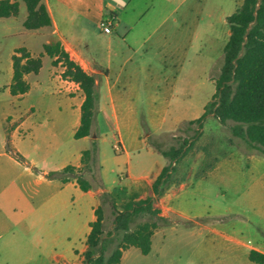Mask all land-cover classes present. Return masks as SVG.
Wrapping results in <instances>:
<instances>
[{"label": "crops", "instance_id": "0c3cea01", "mask_svg": "<svg viewBox=\"0 0 264 264\" xmlns=\"http://www.w3.org/2000/svg\"><path fill=\"white\" fill-rule=\"evenodd\" d=\"M19 1L18 16L0 20L18 23V33L23 36L22 43L14 48L13 54L23 47L32 57H41L42 67L37 74L25 76L30 85L28 93L10 94L21 105L6 111L3 118L6 128L0 145V158L7 157L8 161H0V217H6L7 221L0 220V228L9 233L11 228L24 223L34 234L28 238L30 252L17 255L14 264H83L90 224L96 220L95 210L100 206L103 194L109 193L116 199L120 197L115 202L117 206L126 202L128 195H138L139 198L152 196V184L169 162L158 159L153 164L146 162L144 174L138 177H130L134 168L129 166V172L120 179L118 187L110 190L104 184L107 178V147L114 146V138L118 135L120 150L127 152L128 144L122 131L134 136L141 128L136 111L125 95L127 90L131 92L130 83L139 72L133 56L144 46H150L163 69L172 66L181 54L187 57L196 38V21L188 37L185 34L181 36L178 28H164V25L169 14H178L180 10L188 16L192 14L196 20L197 13L202 11V1L41 0L52 25L37 30H28L23 26L27 10L23 14L24 3ZM163 1L168 6H175L168 14ZM242 1H236L235 10ZM147 4L153 9V14L144 23L146 14L142 13ZM121 8L123 12H120ZM110 14L115 16V25L107 34L99 24L103 16ZM51 43H59L72 61L95 76L98 102L90 136L74 137L80 126L84 94L81 89L69 93L56 77L55 74L63 71V67L59 65L57 56L50 57L44 52V45ZM46 63H49V68L44 73ZM32 75L35 77L34 84L30 81ZM158 77L165 78L164 71ZM121 82L125 84L120 87ZM177 82L174 81L173 88H176ZM33 90L35 96L28 103L27 97ZM107 127L116 134L110 141L100 139ZM94 139L99 147L102 187L84 192L74 178L62 183L48 177L50 172L62 170L68 165L80 167L82 153L91 147ZM129 145L133 147L132 142ZM8 146L22 160H16L7 151ZM20 161L24 162V169L15 172L14 168L20 165ZM196 175V172L193 173L190 180L184 175L185 180L180 185L171 184L155 201L154 206L165 220L160 221L154 231L150 253L144 255L139 249L131 247L123 252L120 264H180L181 250L185 247L188 250L185 264H259L251 261L249 255L251 251L264 255V227L251 232L237 223L229 224L225 219L228 210L212 206L210 197L199 186V180L205 177L197 178ZM21 179L27 182L22 188L15 187ZM70 193L76 195L79 201L71 212L70 220L60 217L61 220L56 223L46 219L37 222L34 217L36 199L40 200L42 207L55 213ZM105 222L106 218L103 229ZM104 232L109 233L105 229Z\"/></svg>", "mask_w": 264, "mask_h": 264}, {"label": "rangeland", "instance_id": "374dc122", "mask_svg": "<svg viewBox=\"0 0 264 264\" xmlns=\"http://www.w3.org/2000/svg\"><path fill=\"white\" fill-rule=\"evenodd\" d=\"M201 1L202 11L197 13L196 20L192 14L188 16L180 10L178 14H169L164 25V28L169 26L178 28L181 36L185 34L188 37L189 33L192 34L196 21L197 34L187 57L181 54L179 60L172 66L163 69L157 63L155 52L150 46H144L142 51L133 56L134 64L139 66V72L130 83L131 92L127 90L125 95L136 111L141 128L134 136L125 130L122 131V136L128 144L127 152L120 149L115 151L113 146L107 147V178L104 184L110 190L118 187L120 179L129 172V166L134 168L130 172V177H138L144 174L146 162L153 164L157 159L169 161L155 147L169 150L171 147H179L184 139H193L195 146L176 162L175 167L179 172L177 176L183 174L187 175L188 180L193 179V173H201V165L205 160L204 153L199 151L197 146L212 144L211 154L219 160V164L211 172L206 173L205 178L199 180V186L208 194L213 207L228 210L229 214L225 219L229 224L237 223L252 232L258 227H264V152L249 145L244 139L234 137L230 129L233 123L221 125L211 113L204 119L203 128L197 138H195L197 125L189 123L202 116L205 106L212 100L216 91L215 81L220 74L223 48L230 33L226 18L235 11L237 0H211L210 3ZM163 2L166 6L165 13L168 14L175 6L173 4L168 6L166 1ZM147 5L142 13L146 14L143 18L144 23L153 14L150 4ZM120 12H123L122 8ZM25 13L24 5L23 14ZM18 31V23L0 20V145L5 136L6 125L3 118L6 111L21 105L8 90L12 78L13 50L23 39ZM48 68L49 63H46L43 72L47 73ZM162 71L165 75L163 79L158 77ZM157 78H160V82ZM175 80L178 82L176 88H173ZM30 81L35 83L33 75ZM124 84L125 82H121L119 85L121 87ZM34 96L33 90L27 97V102L29 103ZM114 135L116 134H113V130L107 127L100 139L110 141ZM131 142L133 147L129 145ZM2 160L5 163L8 161L7 157L0 158V161ZM24 166V162L20 161V165L14 168L15 172L23 171ZM40 166L43 164L40 163ZM90 167L91 171H84L83 177L94 187L100 185L102 187L99 161H92ZM26 182V179H21L15 187L22 188ZM118 199L112 195L101 197L100 205L106 218L104 226L106 232L113 230L112 202ZM35 202L34 217L37 222L46 219L54 223L59 222L60 217L70 220L71 212L79 204L77 196L71 193L55 213L42 207L39 199ZM124 203L120 202L118 208ZM2 219L7 221L6 217H0V220ZM146 220H149L147 216H140L132 222V227ZM33 236V232L24 223L11 228L9 233L0 228V264H14L17 255L29 253L31 249L28 238ZM115 246L116 242L110 245L107 255ZM187 255V247L182 248L180 264H185Z\"/></svg>", "mask_w": 264, "mask_h": 264}, {"label": "trees", "instance_id": "16d2710c", "mask_svg": "<svg viewBox=\"0 0 264 264\" xmlns=\"http://www.w3.org/2000/svg\"><path fill=\"white\" fill-rule=\"evenodd\" d=\"M27 10V17L23 26L28 30H37L52 25L50 15L41 0H21ZM19 0H0V19L16 17L19 14ZM229 26V38L223 48V62L220 74L215 81L216 91L212 100L205 106L201 117L191 120L190 125H197L195 138L203 128V121L209 113L221 124L232 122L231 133L234 137L244 139L249 145L264 152V0H243L236 10L226 18ZM44 52L58 57L65 67L63 76L68 77L80 85L84 94L81 109V121L75 138L90 136L94 111L98 102L95 76L86 73L78 64L72 61L63 51L59 43L44 45ZM12 79L9 92L12 96L24 95L30 90L25 76L37 74L42 67L41 57H32L25 48H18L12 55ZM193 139H184L179 147L162 150L155 147L165 158L169 159L160 175L152 184V196L139 198L131 195L118 208L113 200L114 208L113 230L105 233L103 229L104 212L102 206L95 210L96 220L90 224L91 231L87 237V250L83 264H120L123 252L131 247L137 248L142 254L151 251L152 236L159 225L165 220L160 216V210L154 206L171 184L180 185L185 176H177L176 162L182 159L193 147ZM9 147V146H8ZM197 146L202 151L205 160L201 165L202 178L212 171L219 160L212 156L210 148ZM9 151L18 159L21 156L9 147ZM98 142L92 141L91 147L82 153V165L75 167L68 165L62 170L50 172L48 177L67 183L75 179L80 189L89 191L94 186L83 177L86 170H90V163L98 160ZM91 171V170H90ZM101 184L102 179L100 177ZM101 187V185L99 186ZM103 195H110L104 193ZM147 216L149 220L138 223L134 228L132 222ZM116 246L107 255L111 244ZM249 258L259 264H264V255L251 251Z\"/></svg>", "mask_w": 264, "mask_h": 264}, {"label": "built area", "instance_id": "2783aa9c", "mask_svg": "<svg viewBox=\"0 0 264 264\" xmlns=\"http://www.w3.org/2000/svg\"><path fill=\"white\" fill-rule=\"evenodd\" d=\"M99 25H100V28L103 30V32H105L107 34L111 33L112 29H113V27L115 25V16L111 15V14L103 16ZM59 65L63 67V71H59V72H57L55 74L56 77L58 78V80L65 85V89L69 93H73L75 91H79L81 88H80V85L77 82H75L74 80H72V79H70L68 77H64L63 76L65 67L63 66L61 61H60ZM114 139H115V143H114L113 149L115 151H118L120 149L119 136L116 135Z\"/></svg>", "mask_w": 264, "mask_h": 264}]
</instances>
